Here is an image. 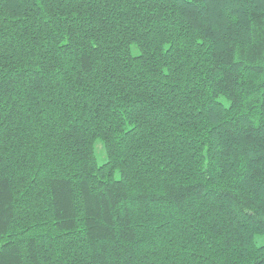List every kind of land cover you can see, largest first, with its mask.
<instances>
[{
  "label": "trees",
  "instance_id": "1",
  "mask_svg": "<svg viewBox=\"0 0 264 264\" xmlns=\"http://www.w3.org/2000/svg\"><path fill=\"white\" fill-rule=\"evenodd\" d=\"M0 264H264V0H0Z\"/></svg>",
  "mask_w": 264,
  "mask_h": 264
},
{
  "label": "rangeland",
  "instance_id": "2",
  "mask_svg": "<svg viewBox=\"0 0 264 264\" xmlns=\"http://www.w3.org/2000/svg\"><path fill=\"white\" fill-rule=\"evenodd\" d=\"M95 153H96L98 164L99 165L105 164L107 160V155H106V151L101 142H97L95 144ZM119 177H120L119 174H117V178Z\"/></svg>",
  "mask_w": 264,
  "mask_h": 264
}]
</instances>
